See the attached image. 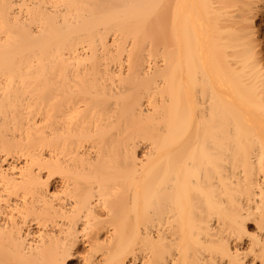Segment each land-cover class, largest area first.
Masks as SVG:
<instances>
[{
  "label": "bare ground",
  "instance_id": "1",
  "mask_svg": "<svg viewBox=\"0 0 264 264\" xmlns=\"http://www.w3.org/2000/svg\"><path fill=\"white\" fill-rule=\"evenodd\" d=\"M264 0H0V264H264Z\"/></svg>",
  "mask_w": 264,
  "mask_h": 264
},
{
  "label": "rangeland",
  "instance_id": "2",
  "mask_svg": "<svg viewBox=\"0 0 264 264\" xmlns=\"http://www.w3.org/2000/svg\"><path fill=\"white\" fill-rule=\"evenodd\" d=\"M260 37H261V39L260 40H262L263 42V45H264V20H261V18H260Z\"/></svg>",
  "mask_w": 264,
  "mask_h": 264
}]
</instances>
